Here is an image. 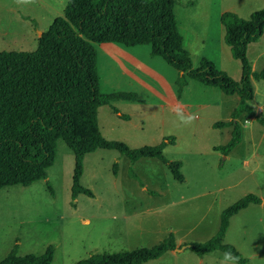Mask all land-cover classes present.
I'll return each mask as SVG.
<instances>
[{
  "label": "rangeland",
  "instance_id": "374dc122",
  "mask_svg": "<svg viewBox=\"0 0 264 264\" xmlns=\"http://www.w3.org/2000/svg\"><path fill=\"white\" fill-rule=\"evenodd\" d=\"M67 3L0 0V53L35 51L40 36L64 15ZM262 9L264 0H178L175 14L193 68L207 58L239 82L241 63L224 41L221 16L232 12L248 20ZM95 48L101 92L137 95L99 109L102 135L132 149L175 137L164 156L182 163L185 181L175 180L159 159L132 163L116 150L99 149L85 157L81 178V185L95 197L81 194L73 200L75 155L60 143L47 180L0 191V263L16 246L20 258L41 257L53 246L52 264H76L95 254L151 248L170 233L179 248L204 243L218 232L222 212L253 194L262 204H252L231 219L224 243L234 246L247 264H264V126L258 121L264 118V81H254L252 106L257 115L239 119L243 140L226 159L214 148L227 145L232 128L215 129L213 124L231 120L239 96H227L188 77L179 96L182 73L153 57L150 46L110 43ZM248 57L254 71L264 69V35L249 46ZM146 264L237 263L220 251L201 258L186 249Z\"/></svg>",
  "mask_w": 264,
  "mask_h": 264
},
{
  "label": "trees",
  "instance_id": "16d2710c",
  "mask_svg": "<svg viewBox=\"0 0 264 264\" xmlns=\"http://www.w3.org/2000/svg\"><path fill=\"white\" fill-rule=\"evenodd\" d=\"M177 1L68 0L64 15L42 33L35 51L0 53V191L47 180L60 143L75 155L73 200L81 194L95 197L90 189L81 185V178L85 157L99 149L116 150L132 163L144 158L159 159L175 180L184 183L182 163L171 162L164 156L167 143L175 144V137L156 146L132 149L102 135L99 109L113 102L135 100L137 95L101 92L95 44L150 46L153 57L162 58L179 75L183 74L177 81L179 96L189 84L187 77L218 88L227 96H239L240 102L231 120L213 124L215 129L232 128L227 145L214 150L228 156L241 144L243 128L239 119L256 115L251 105L255 92L253 82L264 81V69L254 71L248 57L249 46L264 35V9L254 12L248 20L232 12L221 16L224 41L242 67V77L237 82L207 58L201 59L197 69L193 68L175 14ZM114 111L119 113L116 108ZM258 121L264 126V118ZM114 174L117 175V164ZM130 176L139 180L133 171ZM140 185L145 188L141 181ZM252 204L261 205L262 200L251 194L224 210L218 232L204 243H191L189 249L201 258L220 251L237 264H247L237 249L224 241L231 219ZM178 248L175 234L170 233L151 248L95 254L76 264H145ZM17 251L18 246L0 264H52L54 260L53 246L41 257L20 258Z\"/></svg>",
  "mask_w": 264,
  "mask_h": 264
},
{
  "label": "crops",
  "instance_id": "0c3cea01",
  "mask_svg": "<svg viewBox=\"0 0 264 264\" xmlns=\"http://www.w3.org/2000/svg\"><path fill=\"white\" fill-rule=\"evenodd\" d=\"M137 51V50H136ZM253 84H254V82H253ZM254 90H255V84H254ZM254 96H255V92H254ZM253 100H254V97H253ZM253 100L251 101V105H252V102H253ZM253 107V106H252ZM254 108V107H253ZM254 110H255V108H254ZM255 114H256V110H255ZM257 115V114H256ZM217 147V146H216ZM229 156V155H228ZM227 156V158L226 159H228L229 157ZM177 245H178V243H177ZM181 244H179L178 245V247L180 246ZM217 252V251H216ZM169 253H177L176 251H174V252H169ZM168 254V253H167ZM167 254H165V255H167ZM164 255V256H165ZM210 255V254H209ZM206 256H208V255H206ZM205 257V256H204ZM203 257V258H204ZM161 259V258H160ZM159 260V259H158ZM146 264V263H145Z\"/></svg>",
  "mask_w": 264,
  "mask_h": 264
},
{
  "label": "water",
  "instance_id": "95a60500",
  "mask_svg": "<svg viewBox=\"0 0 264 264\" xmlns=\"http://www.w3.org/2000/svg\"><path fill=\"white\" fill-rule=\"evenodd\" d=\"M42 33V32H41ZM183 75V74H182ZM190 248V246L188 245V246H184V247H181V248H178V249H176V252H181V251H183V250H186V249H189Z\"/></svg>",
  "mask_w": 264,
  "mask_h": 264
}]
</instances>
